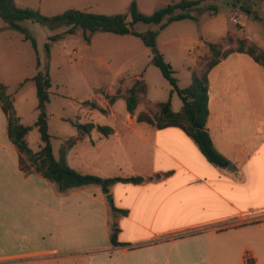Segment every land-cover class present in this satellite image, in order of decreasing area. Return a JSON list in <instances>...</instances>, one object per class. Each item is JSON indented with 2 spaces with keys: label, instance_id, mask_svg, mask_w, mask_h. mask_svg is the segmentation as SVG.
<instances>
[{
  "label": "crops",
  "instance_id": "1",
  "mask_svg": "<svg viewBox=\"0 0 264 264\" xmlns=\"http://www.w3.org/2000/svg\"><path fill=\"white\" fill-rule=\"evenodd\" d=\"M200 47L186 64L187 85L204 42ZM261 65L235 51L208 74L207 127L215 148L230 160L226 167L209 161L183 128L138 120L126 102L117 108L122 97L103 105L109 109L103 124L93 119L100 114L96 108L83 107L90 118L78 123L94 122L95 127L68 150L67 160L77 157L79 162L72 167L102 177L144 178L116 182L108 193L96 184L61 190L33 166L21 167L24 155L9 138L8 117L0 105V240L39 244L14 255L29 259L22 264H248L249 259L264 264V123L257 116L264 109L259 103ZM123 75L111 66V87ZM134 77L147 82L150 103L164 101L151 98L147 75L136 72ZM166 91L172 109L180 110L174 109L179 95L172 85ZM99 125L112 131L105 135ZM99 145L102 153L96 152ZM91 165L95 168L88 170ZM114 220L119 245L110 239Z\"/></svg>",
  "mask_w": 264,
  "mask_h": 264
},
{
  "label": "rangeland",
  "instance_id": "2",
  "mask_svg": "<svg viewBox=\"0 0 264 264\" xmlns=\"http://www.w3.org/2000/svg\"><path fill=\"white\" fill-rule=\"evenodd\" d=\"M132 0H14L20 7L30 6L39 9L44 14L61 13L68 8H79L94 12L128 14ZM178 0H137L138 6L144 13L150 14L157 8ZM95 4V6H94ZM216 6L214 12L209 7ZM247 6L253 12L247 11ZM256 12L259 18H254ZM196 18L176 20L164 28L156 24L137 22L134 27L138 30L149 28L158 29L157 49L170 61L180 86H186L190 80L187 62L196 56L204 42L206 52L207 43L221 42V49L237 48L238 39H245L246 44H255L264 49V0H204L199 10L194 11ZM237 16L235 23L231 17ZM37 41L33 46L31 39L25 38L20 30L11 28L6 18L0 14V82L9 86L8 92L14 100V107L21 123L31 125L27 135L30 146L38 151L41 137L38 128L34 125L38 117V95L33 76L39 71H49L52 86L49 89L50 100L47 103L49 114V131L52 135L54 152L58 154L61 143L78 133L77 123L83 122V107L96 108L99 115L94 120L103 124L109 116V109L101 111L99 107L108 106L107 95L120 91L122 96L135 80V73L147 75L151 83V98L154 100L168 99L167 88L170 82L163 76L159 67L151 60L153 50L147 47L143 40L131 33L118 34L109 31H97L91 34L87 41L83 30L78 28L74 34H65L58 39L50 37L62 33L68 28L63 25L51 28L39 22L25 19L20 22ZM50 42V52L46 50V43ZM148 49L149 52H144ZM203 50V48L201 49ZM205 55V56H206ZM38 58L41 64H38ZM199 59V58H198ZM111 66L119 68V74H126L118 78L111 87L109 78ZM261 83L264 84V67L260 66ZM96 94V97H95ZM260 106L264 105V92L261 91ZM109 102V103H108ZM97 107H95L93 105ZM125 99H120L117 108H123ZM134 115L144 111L157 116V106L150 103L146 96H142ZM179 96L174 99V109L181 107ZM139 105V104H138ZM259 122L264 123V109L257 113ZM90 118V117H89ZM97 137V132L92 134ZM104 139V135L102 136ZM104 146V145H103ZM96 152L102 153V147ZM93 152V149L90 151ZM96 157V156H95ZM77 157H75L74 161ZM92 159V157L90 158ZM99 158H95L94 161ZM69 165L75 162L69 158ZM79 166V162L77 161ZM95 168L93 165L89 167ZM86 225V224H85ZM102 238V231L98 232ZM38 243L20 240H0V264H22L29 259L14 256L17 253L27 252L38 247ZM47 264V263H45ZM48 264H75L74 261H60Z\"/></svg>",
  "mask_w": 264,
  "mask_h": 264
},
{
  "label": "trees",
  "instance_id": "3",
  "mask_svg": "<svg viewBox=\"0 0 264 264\" xmlns=\"http://www.w3.org/2000/svg\"><path fill=\"white\" fill-rule=\"evenodd\" d=\"M204 0H178L157 8L150 14L140 10L137 0H132L128 7V14L123 13H99L94 11L82 10L79 8H68L61 13L44 14L39 9L30 6L20 7L14 3V0H0V14L3 15L11 28L20 30L25 34V38L31 39L34 47L37 41L32 34L20 23L22 20L30 19L47 25L51 28H57L67 25L66 31L52 35L51 39H58L65 34H74L78 28L83 30V35L87 41L91 34L97 31H109L118 34H134L143 40L147 47L153 50L152 62L159 67L163 76L172 85V91H175L182 100L181 109L174 111L171 105V98L166 101L158 102L155 105L159 110L157 116H152L147 112L141 111L137 115L138 120H145L150 123H156L158 127L179 126L191 136L202 153L212 163L226 167L230 164L222 153H220L213 143L207 127L209 117V78L208 74L222 58L230 53L238 51L251 55L257 62L264 66V49L255 44H246L245 39H238L237 48L221 49V42L207 43L208 55L199 57L195 66L192 68V78L189 85L180 87L178 79L174 75L175 70L170 61L166 60L164 55L157 49L158 29L149 28L147 30H138L134 27L137 22L156 24L159 28H164L176 20L195 19L194 11L199 10ZM214 12L216 6L209 7ZM247 11L252 13L251 7L247 6ZM254 18H259L254 12ZM46 50L50 52V42L46 43ZM38 64H41L38 58ZM36 83L38 95V117L34 125L38 128L41 137V146L38 151L29 147L26 140L27 133L32 129L31 125L21 123L20 117L14 107V100L8 92L9 86L0 82V105L8 117V135L11 141L17 146L24 155L21 157V167L30 170L31 166L51 182L59 185L60 189H67L89 184L101 186L105 193L110 191V186L116 182H142V176H109L102 177L92 173H82L69 165L67 160L68 150L75 144L76 140L83 134L94 129V122L77 123L78 134L66 139L60 146L58 154L54 152L52 145V135L49 131V114L47 103L50 100L49 89L52 86L49 71H39L33 76ZM148 85L145 79H135L134 82L126 88L123 95L120 91L114 95H107L110 103H114L119 97L125 99L126 109L129 113H134L142 96L146 95ZM171 91V92H172ZM95 107V103H93ZM105 111L103 107H99ZM98 130L108 135L112 128L106 125H99ZM114 211L125 212L117 207H112ZM119 226L116 220L111 223L110 239L113 245H119L118 233ZM248 264H254L253 259H249Z\"/></svg>",
  "mask_w": 264,
  "mask_h": 264
},
{
  "label": "built area",
  "instance_id": "4",
  "mask_svg": "<svg viewBox=\"0 0 264 264\" xmlns=\"http://www.w3.org/2000/svg\"><path fill=\"white\" fill-rule=\"evenodd\" d=\"M231 20H233V22H235V23L238 22V18H237V16H233V17H231Z\"/></svg>",
  "mask_w": 264,
  "mask_h": 264
},
{
  "label": "water",
  "instance_id": "5",
  "mask_svg": "<svg viewBox=\"0 0 264 264\" xmlns=\"http://www.w3.org/2000/svg\"><path fill=\"white\" fill-rule=\"evenodd\" d=\"M107 197H108L110 203H113V198H112V196H111L110 194H108Z\"/></svg>",
  "mask_w": 264,
  "mask_h": 264
}]
</instances>
